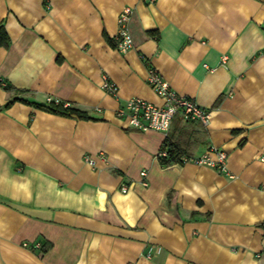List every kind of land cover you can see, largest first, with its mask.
Wrapping results in <instances>:
<instances>
[{"label":"crops","instance_id":"1","mask_svg":"<svg viewBox=\"0 0 264 264\" xmlns=\"http://www.w3.org/2000/svg\"><path fill=\"white\" fill-rule=\"evenodd\" d=\"M0 24V264H264V0H0ZM149 67L208 120L130 126L128 98L163 103ZM64 102L91 118L36 106Z\"/></svg>","mask_w":264,"mask_h":264},{"label":"built area","instance_id":"2","mask_svg":"<svg viewBox=\"0 0 264 264\" xmlns=\"http://www.w3.org/2000/svg\"><path fill=\"white\" fill-rule=\"evenodd\" d=\"M132 13V8L125 6L119 13L118 32L116 34V47L119 50H126L133 45L132 36L128 30L127 21ZM147 82L151 88L162 99L161 105H156L146 99L140 97L128 98L123 107L118 108V115L125 116L128 124L138 129H156L166 132L170 126L171 120L177 112H180L182 117L187 120H198L205 123L208 120L209 111L202 108L194 100L186 98L178 94L172 89L168 82L164 80L158 71L149 67ZM102 88L107 92L114 93L117 88L114 82H112L106 74L102 75ZM69 106L68 102L63 103V107ZM214 153V156L212 154ZM166 149H160L157 156H166ZM99 155V154H98ZM225 157L226 154L223 151L215 148H209V150L197 157L182 156V161H193L196 163H204L210 166L216 167L219 170L225 169ZM86 161L94 163V157L87 156ZM141 175L145 174V171H140ZM128 186L123 184L121 186L122 191H126Z\"/></svg>","mask_w":264,"mask_h":264},{"label":"trees","instance_id":"3","mask_svg":"<svg viewBox=\"0 0 264 264\" xmlns=\"http://www.w3.org/2000/svg\"><path fill=\"white\" fill-rule=\"evenodd\" d=\"M10 38L7 34L6 29L4 28L3 24H0V46H7L9 44ZM9 86L7 85V88ZM11 101H8L6 103L5 106H7ZM36 104V103H35ZM37 107L53 112V113H57V114H61L64 116H68V117H74V118H83V119H88L91 118L90 116H88L85 112L78 110V109H73V108H69L67 107H63L59 104H53V103H49V104H36ZM160 149H166L167 154L166 156H158V160L159 163L161 165H167L171 162H181V154L173 147H171L170 144H168L167 142H164V144L161 146Z\"/></svg>","mask_w":264,"mask_h":264}]
</instances>
